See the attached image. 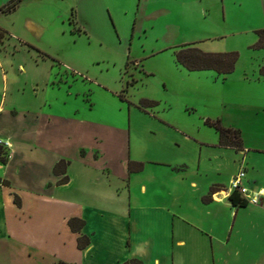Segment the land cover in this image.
Instances as JSON below:
<instances>
[{
    "label": "crops",
    "instance_id": "0c3cea01",
    "mask_svg": "<svg viewBox=\"0 0 264 264\" xmlns=\"http://www.w3.org/2000/svg\"><path fill=\"white\" fill-rule=\"evenodd\" d=\"M69 7L80 29L71 34L89 35L99 45L135 35L170 40L161 51L199 43L202 51L214 52L239 40L246 41L252 66L264 62V48H250L264 29V0H69ZM32 26L42 30L40 23ZM185 32L193 38L177 43ZM29 51L35 70L30 108L18 107L24 90L13 85L21 82L24 66L0 76V143L10 145L0 164V254L7 252L11 264H264V195L245 206L230 202L225 190L242 165L234 162L222 174L213 157L233 149L218 146L216 133L207 141L179 128L180 139L169 142L156 132L141 138L108 120L76 117L66 97L57 105L46 97L52 88L60 90L59 82H50L57 74L50 56ZM248 156L243 183L264 194V167ZM60 160L69 162L67 182L56 184L62 175L54 176L52 168ZM129 162L143 163L142 170L129 172ZM23 167L19 191L8 174ZM73 217L84 221L80 233L89 238L82 250L78 233L67 226Z\"/></svg>",
    "mask_w": 264,
    "mask_h": 264
},
{
    "label": "rangeland",
    "instance_id": "374dc122",
    "mask_svg": "<svg viewBox=\"0 0 264 264\" xmlns=\"http://www.w3.org/2000/svg\"><path fill=\"white\" fill-rule=\"evenodd\" d=\"M45 1L22 0L14 12L0 15V27L11 35V38L3 35L0 40V76L1 72L18 64L25 68L21 82L13 84L24 90L18 105L20 109L27 110L31 106L33 98L29 83L35 70L29 64L32 53L29 50L38 48L50 56L53 71L57 73L50 82H59L60 86L59 91L49 90L46 97L51 98L54 105L66 97L70 114L108 120L116 128L130 129L131 134L141 138L148 137V132H156L169 142L180 139L179 128L201 139L215 140L216 131L204 121L218 119L223 127L240 131L242 146L246 148L243 157L235 149L223 150L219 157H213L222 164V174L233 169L235 163L246 169L248 155L264 167V76L259 75L260 67L250 64L243 46L246 41L231 40L225 43L227 50L214 51H245L239 55L238 68L222 80L210 70L185 72L175 68V47L161 51L169 43L167 39L143 41L134 35L132 40L99 45L89 35H72L71 31L77 27L70 14L69 0L60 1V4ZM2 4L0 0V7ZM57 15H60L58 19ZM33 22L40 23L42 30L34 28ZM180 29L187 30L185 27ZM191 38L185 32L177 43L188 42ZM24 44L27 48L22 47ZM181 45L201 49L199 43ZM157 49L161 52L150 51ZM133 79L135 83L127 86L126 83ZM143 100L155 105L141 109ZM24 172L23 167V170H12L8 174L19 191L22 190L20 182ZM211 177L214 179L217 175L213 173ZM12 259L7 252L0 254V264H11Z\"/></svg>",
    "mask_w": 264,
    "mask_h": 264
},
{
    "label": "trees",
    "instance_id": "16d2710c",
    "mask_svg": "<svg viewBox=\"0 0 264 264\" xmlns=\"http://www.w3.org/2000/svg\"><path fill=\"white\" fill-rule=\"evenodd\" d=\"M21 0H9L0 7V15L8 14L13 12ZM73 33H79V28H74ZM6 32L0 28V40L3 38ZM258 36L257 41L250 47L251 49L258 50L264 48V29L256 31ZM173 51L175 64L183 67L187 71H203L210 70L215 72L216 75L221 76L222 79L225 78L227 74L234 71L237 60L239 59V53L237 51L229 52H205L194 45H180L176 46ZM127 63L125 64V66ZM259 75L264 76V65L259 68ZM135 83V80L127 82V86ZM155 103L151 101L143 100L141 101V109L152 107ZM205 125L214 128L218 134V146L227 147L239 151L242 149V139L241 133L238 129L232 127H223L218 119L204 121ZM7 147L0 144V164H5L7 162L8 151ZM69 164L68 161L60 160L52 168V174L54 176L62 177L57 180L56 184H63L67 182L66 167ZM143 168V163H128L129 172H139ZM7 184V182H4ZM213 191V188L210 189ZM230 202L234 206H245L246 202L240 199L236 194L232 193L229 196ZM16 202V201H15ZM16 204H18L16 202ZM67 226L73 233H78L76 238V246L79 250L85 249L89 245V238L86 235L81 234V229L84 226V221L79 218H69L67 220ZM55 264H71L63 261H58ZM122 264H142L139 260L130 259L123 262Z\"/></svg>",
    "mask_w": 264,
    "mask_h": 264
},
{
    "label": "built area",
    "instance_id": "2783aa9c",
    "mask_svg": "<svg viewBox=\"0 0 264 264\" xmlns=\"http://www.w3.org/2000/svg\"><path fill=\"white\" fill-rule=\"evenodd\" d=\"M4 145L6 147L10 146L8 143H5ZM244 178L245 168L241 166L239 170L231 177L225 193L227 196H230L232 193H234L246 203H256L258 198L264 194L261 190L252 191L248 189V187L243 183Z\"/></svg>",
    "mask_w": 264,
    "mask_h": 264
}]
</instances>
